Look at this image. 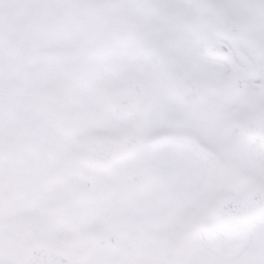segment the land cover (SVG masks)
<instances>
[{
	"label": "snow or ice",
	"instance_id": "snow-or-ice-1",
	"mask_svg": "<svg viewBox=\"0 0 264 264\" xmlns=\"http://www.w3.org/2000/svg\"><path fill=\"white\" fill-rule=\"evenodd\" d=\"M0 264H264V0H0Z\"/></svg>",
	"mask_w": 264,
	"mask_h": 264
}]
</instances>
